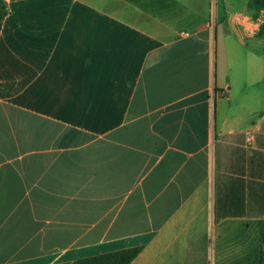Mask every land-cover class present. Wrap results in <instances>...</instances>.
<instances>
[{"label": "crops", "instance_id": "obj_1", "mask_svg": "<svg viewBox=\"0 0 264 264\" xmlns=\"http://www.w3.org/2000/svg\"><path fill=\"white\" fill-rule=\"evenodd\" d=\"M234 1L0 0V264H258L264 9Z\"/></svg>", "mask_w": 264, "mask_h": 264}, {"label": "trees", "instance_id": "obj_2", "mask_svg": "<svg viewBox=\"0 0 264 264\" xmlns=\"http://www.w3.org/2000/svg\"><path fill=\"white\" fill-rule=\"evenodd\" d=\"M250 9L256 12L264 9V0H251L248 4ZM261 26V31L263 30ZM141 246L125 248L117 251L103 253L91 257L81 258L72 264H130L141 251ZM258 264H264V249L260 250Z\"/></svg>", "mask_w": 264, "mask_h": 264}, {"label": "rangeland", "instance_id": "obj_3", "mask_svg": "<svg viewBox=\"0 0 264 264\" xmlns=\"http://www.w3.org/2000/svg\"><path fill=\"white\" fill-rule=\"evenodd\" d=\"M216 1H217V0H212L213 7H215ZM233 1H234V0H233ZM234 2H235V3H234V6H235L234 9H239V10H241L242 8H240V6L242 5V0H237V1H234ZM244 11H245V10H244ZM261 44H262V46H264V38L262 39Z\"/></svg>", "mask_w": 264, "mask_h": 264}, {"label": "built area", "instance_id": "obj_4", "mask_svg": "<svg viewBox=\"0 0 264 264\" xmlns=\"http://www.w3.org/2000/svg\"><path fill=\"white\" fill-rule=\"evenodd\" d=\"M253 139H254V135H253V133H251V132H247V133L245 134V141H246L247 144H251L252 141H253Z\"/></svg>", "mask_w": 264, "mask_h": 264}]
</instances>
